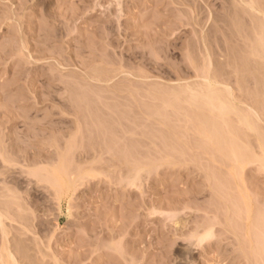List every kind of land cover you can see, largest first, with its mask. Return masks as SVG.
Listing matches in <instances>:
<instances>
[{"label": "rangeland", "instance_id": "374dc122", "mask_svg": "<svg viewBox=\"0 0 264 264\" xmlns=\"http://www.w3.org/2000/svg\"><path fill=\"white\" fill-rule=\"evenodd\" d=\"M0 264H264V0H0Z\"/></svg>", "mask_w": 264, "mask_h": 264}, {"label": "bare ground", "instance_id": "6f19581e", "mask_svg": "<svg viewBox=\"0 0 264 264\" xmlns=\"http://www.w3.org/2000/svg\"><path fill=\"white\" fill-rule=\"evenodd\" d=\"M19 205H21V204H19ZM199 226V225H198ZM203 226V225H202ZM205 227V226H204ZM12 253V252H11ZM12 255V254H11ZM13 258H14V256H13ZM16 258V257H15ZM164 260V259H163ZM168 261V260H167ZM17 263V262H16Z\"/></svg>", "mask_w": 264, "mask_h": 264}]
</instances>
